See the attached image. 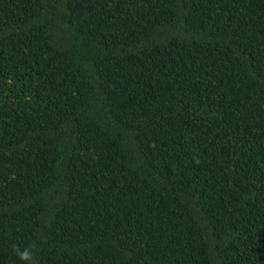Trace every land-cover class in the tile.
<instances>
[{"label": "trees", "instance_id": "trees-1", "mask_svg": "<svg viewBox=\"0 0 264 264\" xmlns=\"http://www.w3.org/2000/svg\"><path fill=\"white\" fill-rule=\"evenodd\" d=\"M264 264V0H0V264Z\"/></svg>", "mask_w": 264, "mask_h": 264}, {"label": "clouds", "instance_id": "clouds-1", "mask_svg": "<svg viewBox=\"0 0 264 264\" xmlns=\"http://www.w3.org/2000/svg\"><path fill=\"white\" fill-rule=\"evenodd\" d=\"M34 248L35 245L26 246L24 249L16 248V255L23 261L26 262V264H32V261L34 259Z\"/></svg>", "mask_w": 264, "mask_h": 264}]
</instances>
